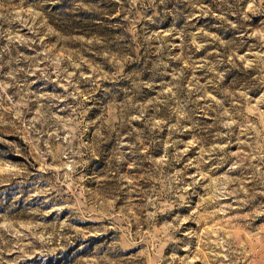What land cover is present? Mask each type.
<instances>
[{
    "label": "rangeland",
    "instance_id": "obj_1",
    "mask_svg": "<svg viewBox=\"0 0 264 264\" xmlns=\"http://www.w3.org/2000/svg\"><path fill=\"white\" fill-rule=\"evenodd\" d=\"M0 264H264V0H0Z\"/></svg>",
    "mask_w": 264,
    "mask_h": 264
}]
</instances>
